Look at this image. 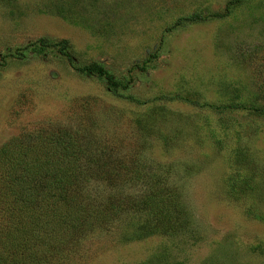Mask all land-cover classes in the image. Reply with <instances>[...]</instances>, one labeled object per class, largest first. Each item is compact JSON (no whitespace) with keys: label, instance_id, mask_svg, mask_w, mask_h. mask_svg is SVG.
<instances>
[{"label":"rangeland","instance_id":"rangeland-1","mask_svg":"<svg viewBox=\"0 0 264 264\" xmlns=\"http://www.w3.org/2000/svg\"><path fill=\"white\" fill-rule=\"evenodd\" d=\"M40 37L64 38L76 64L97 61L127 80L123 96L54 47L33 51ZM263 89L264 0H0V143L42 123L75 126L84 96L95 99L88 111L98 128L128 139L133 118L152 107L143 154L172 165L187 213V230L171 239L120 242L100 230L67 264L157 253L162 264H264V116L210 106L260 105ZM166 133L174 138L165 147Z\"/></svg>","mask_w":264,"mask_h":264},{"label":"trees","instance_id":"trees-1","mask_svg":"<svg viewBox=\"0 0 264 264\" xmlns=\"http://www.w3.org/2000/svg\"><path fill=\"white\" fill-rule=\"evenodd\" d=\"M195 18L196 13L182 19ZM52 47L78 74L101 80L108 95L123 96L127 80L116 79L97 61L76 64L66 39L40 37L32 44L33 51ZM261 94L260 105L210 106L217 112L243 109L264 116V89ZM94 101L81 98L84 117L75 126L42 123L0 143V264H67L79 255L84 240L100 230L112 231L120 242L171 239L187 230V213L170 180L172 165L143 154V131L155 110L150 107L133 118L134 135L128 139L98 128L88 111ZM171 138V133L161 138L165 147ZM237 175L230 176L229 191H237L232 183ZM162 260L157 253L134 264Z\"/></svg>","mask_w":264,"mask_h":264}]
</instances>
